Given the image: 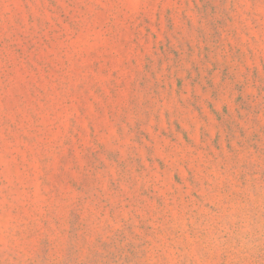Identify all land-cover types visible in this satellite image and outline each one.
I'll use <instances>...</instances> for the list:
<instances>
[{"label": "rangeland", "instance_id": "rangeland-1", "mask_svg": "<svg viewBox=\"0 0 264 264\" xmlns=\"http://www.w3.org/2000/svg\"><path fill=\"white\" fill-rule=\"evenodd\" d=\"M0 264H264V0H0Z\"/></svg>", "mask_w": 264, "mask_h": 264}]
</instances>
